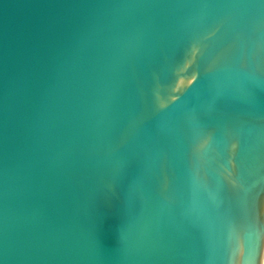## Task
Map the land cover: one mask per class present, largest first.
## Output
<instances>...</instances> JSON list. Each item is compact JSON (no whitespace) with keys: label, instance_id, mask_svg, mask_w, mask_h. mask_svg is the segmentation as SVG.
I'll use <instances>...</instances> for the list:
<instances>
[{"label":"water","instance_id":"95a60500","mask_svg":"<svg viewBox=\"0 0 264 264\" xmlns=\"http://www.w3.org/2000/svg\"><path fill=\"white\" fill-rule=\"evenodd\" d=\"M264 0H0V264H259Z\"/></svg>","mask_w":264,"mask_h":264},{"label":"snow or ice","instance_id":"6c2138e0","mask_svg":"<svg viewBox=\"0 0 264 264\" xmlns=\"http://www.w3.org/2000/svg\"><path fill=\"white\" fill-rule=\"evenodd\" d=\"M259 264H264V259H261V260L259 261Z\"/></svg>","mask_w":264,"mask_h":264}]
</instances>
